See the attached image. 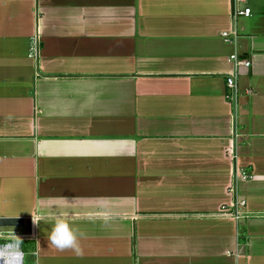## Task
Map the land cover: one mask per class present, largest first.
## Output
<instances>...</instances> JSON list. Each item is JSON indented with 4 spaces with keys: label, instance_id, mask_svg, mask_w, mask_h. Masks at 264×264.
<instances>
[{
    "label": "crops",
    "instance_id": "crops-1",
    "mask_svg": "<svg viewBox=\"0 0 264 264\" xmlns=\"http://www.w3.org/2000/svg\"><path fill=\"white\" fill-rule=\"evenodd\" d=\"M64 211L26 264H264V0H0V216Z\"/></svg>",
    "mask_w": 264,
    "mask_h": 264
},
{
    "label": "clouds",
    "instance_id": "clouds-1",
    "mask_svg": "<svg viewBox=\"0 0 264 264\" xmlns=\"http://www.w3.org/2000/svg\"><path fill=\"white\" fill-rule=\"evenodd\" d=\"M32 216V215H31ZM74 217L70 211L57 212L49 215L32 216L34 226L40 222L50 223V231L47 233V240L53 247L58 250L72 249L79 251L77 234L70 227L69 220ZM20 240L16 239L12 243L11 248L0 249V264H10V259L22 260V253L19 251Z\"/></svg>",
    "mask_w": 264,
    "mask_h": 264
},
{
    "label": "built area",
    "instance_id": "built-area-1",
    "mask_svg": "<svg viewBox=\"0 0 264 264\" xmlns=\"http://www.w3.org/2000/svg\"><path fill=\"white\" fill-rule=\"evenodd\" d=\"M250 14V10L249 8H243V9H234L233 10V15L234 16H239V15H243V16H248ZM230 34H228L227 32H223L221 34V37L229 42L230 41ZM37 51H38V40L37 37L33 36L31 39V44H30V54H32L33 56L37 55ZM230 60H232V62L234 63V65H238L241 64L243 66H248L250 64V62L247 59H241L239 58L236 54H231L229 56ZM226 87L228 89L235 92L236 90V85H235V75L231 74L229 76L226 77ZM232 94L230 93L228 96H231ZM241 176L243 178H247L250 175L247 172H242ZM19 238H24V237H19L18 235H16L15 233H2L0 234V249L2 248H11L12 247V243L14 240L19 239ZM19 251L22 253L21 251V247L19 244ZM23 254V253H22ZM23 261V255H22V260L20 259H10V264H22Z\"/></svg>",
    "mask_w": 264,
    "mask_h": 264
},
{
    "label": "water",
    "instance_id": "water-1",
    "mask_svg": "<svg viewBox=\"0 0 264 264\" xmlns=\"http://www.w3.org/2000/svg\"><path fill=\"white\" fill-rule=\"evenodd\" d=\"M15 233L19 237L32 235V218L0 216V234Z\"/></svg>",
    "mask_w": 264,
    "mask_h": 264
},
{
    "label": "rangeland",
    "instance_id": "rangeland-1",
    "mask_svg": "<svg viewBox=\"0 0 264 264\" xmlns=\"http://www.w3.org/2000/svg\"><path fill=\"white\" fill-rule=\"evenodd\" d=\"M20 240V247L24 254L23 262L26 264L28 256L26 255L27 251L30 249V244L28 241H26L25 238H19Z\"/></svg>",
    "mask_w": 264,
    "mask_h": 264
}]
</instances>
